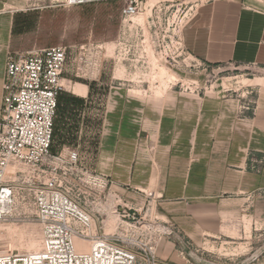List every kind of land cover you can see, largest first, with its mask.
Masks as SVG:
<instances>
[{"label": "rangeland", "instance_id": "1", "mask_svg": "<svg viewBox=\"0 0 264 264\" xmlns=\"http://www.w3.org/2000/svg\"><path fill=\"white\" fill-rule=\"evenodd\" d=\"M204 1L146 0L136 16L125 20L121 16L124 0H99L77 8H64L60 0H0V10L39 14L30 32L18 39L30 47L27 52L47 48L57 39V46L75 47L63 76L51 151L63 156L71 150L78 153L77 176L62 178V182L70 188V195L94 215L98 233L125 236L136 246H153L161 239L156 258L165 264H264V253H258L264 246V224L259 221L241 214L235 221L214 218L193 222V229L198 228L200 233L188 236L179 220L166 214L169 209L159 206L157 189L136 190L129 185L102 191L86 184L89 174L85 171L98 175L106 171L100 164L101 117L109 97L158 101L174 91L187 98L233 100L240 115L246 106H255L259 88L247 85L254 83L248 79H264L263 71L237 64L207 68L185 50L182 29ZM82 45L84 49L78 50ZM171 75L174 78L169 80ZM74 85L87 87V94L86 90L82 95L74 94ZM154 144L146 135L136 146L146 152L145 166L147 152H153ZM133 149L130 145L120 150V160L130 162ZM18 170L25 176L29 172ZM12 171L9 169L8 175ZM20 189L8 218L0 223L3 254H31L41 249L40 226L29 197ZM127 208L136 212L130 222L133 227L118 220V213ZM169 231L172 234L168 235Z\"/></svg>", "mask_w": 264, "mask_h": 264}, {"label": "crops", "instance_id": "2", "mask_svg": "<svg viewBox=\"0 0 264 264\" xmlns=\"http://www.w3.org/2000/svg\"><path fill=\"white\" fill-rule=\"evenodd\" d=\"M38 15L0 10V109L6 58L30 49L18 39ZM181 33L187 54L207 68L237 64L264 72V0H206ZM58 41L37 49L58 47ZM248 80L259 91L254 112L242 115L224 97L187 98L174 91L158 101L109 97L101 117L100 164L106 171L100 176L111 187L157 189L159 206L188 236L200 233L193 222L214 218L235 221L243 214L264 224V79ZM146 135L155 141L148 166L146 152L136 148ZM130 145V162L120 160V150ZM254 161L259 172L251 168Z\"/></svg>", "mask_w": 264, "mask_h": 264}, {"label": "built area", "instance_id": "3", "mask_svg": "<svg viewBox=\"0 0 264 264\" xmlns=\"http://www.w3.org/2000/svg\"><path fill=\"white\" fill-rule=\"evenodd\" d=\"M96 1L60 0L59 5L73 8ZM124 1L121 16L125 20L136 16L140 3L146 0ZM73 49L58 46L6 58L0 109V223L8 218L18 188H23L40 226L41 249L31 254L0 253V264H165L156 258L161 239L153 246H136L125 236L98 233L94 215L70 195V188L62 182V178L78 173L79 155L75 150L64 156L51 151L58 99ZM252 105L244 111L254 112ZM251 168L259 172L260 162L254 161ZM9 169L12 175H8ZM18 169L29 172L25 176ZM85 173L89 174L87 185L102 191L110 189L109 179ZM135 217V210L130 208L118 213V220L128 227Z\"/></svg>", "mask_w": 264, "mask_h": 264}, {"label": "bare ground", "instance_id": "4", "mask_svg": "<svg viewBox=\"0 0 264 264\" xmlns=\"http://www.w3.org/2000/svg\"><path fill=\"white\" fill-rule=\"evenodd\" d=\"M174 77L171 75L170 77H169V80H172ZM166 86V85H165ZM85 88L83 87V86H81V85H74L73 86V88H72V92L74 93V94H77V95H82V94H84L85 93Z\"/></svg>", "mask_w": 264, "mask_h": 264}, {"label": "water", "instance_id": "5", "mask_svg": "<svg viewBox=\"0 0 264 264\" xmlns=\"http://www.w3.org/2000/svg\"><path fill=\"white\" fill-rule=\"evenodd\" d=\"M141 8H142V3H140V5H139L140 10H141ZM258 253H259V256L264 253V246L260 249V251Z\"/></svg>", "mask_w": 264, "mask_h": 264}, {"label": "trees", "instance_id": "6", "mask_svg": "<svg viewBox=\"0 0 264 264\" xmlns=\"http://www.w3.org/2000/svg\"><path fill=\"white\" fill-rule=\"evenodd\" d=\"M60 97H61V95H60ZM60 97H59V99H58V106H59V103H60ZM58 106H57V110H58ZM55 127V126H54Z\"/></svg>", "mask_w": 264, "mask_h": 264}]
</instances>
